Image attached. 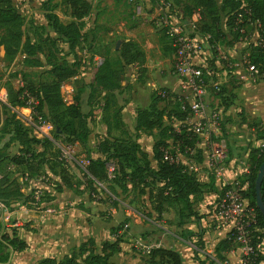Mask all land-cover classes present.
<instances>
[{"label": "trees", "instance_id": "trees-1", "mask_svg": "<svg viewBox=\"0 0 264 264\" xmlns=\"http://www.w3.org/2000/svg\"><path fill=\"white\" fill-rule=\"evenodd\" d=\"M50 1L52 0H47V2ZM61 2L68 8L70 20L61 21L44 5L46 28L54 34V37L47 34L44 39L40 37L39 42L33 43L24 33L25 17L15 0H0V46L3 48L4 56L10 59L18 54L24 55V64L42 67L43 63L37 57L45 55V64L48 67L45 72V81L38 85L27 83L16 91L12 106L27 108L26 102L33 99L37 103L36 112L41 114L43 110H46L51 115L48 122L55 128L52 138H36L30 134L17 118L16 113L8 106V97L7 103L0 105L5 110L3 131L5 130V133L10 135V141L19 147L14 154L0 155V165L5 163L3 170L8 174L16 170L20 173L17 178L0 174V203L9 211H13L8 202L26 198L20 191L21 187L28 180L45 175L43 166H47L49 172L58 176L59 181H54L53 184L54 192L61 193L64 188L72 186L70 174L64 168L58 167L59 170L56 172L57 164L52 165L48 159H44L43 153L34 155L32 152L35 147L43 148L46 145H54V141L60 140L63 144L71 146L78 144L82 148L86 159L82 175L91 201L101 202L95 199L98 195L95 190L96 183H108L111 186L108 192L114 198L118 195L115 188H118L120 194L135 192L138 196H146L151 212L157 217L156 220L161 218L165 205L173 204L179 206L177 213L180 222L189 218L199 220L202 216H199L195 203L201 199L205 185L197 179L194 171L178 162L176 156L178 153L198 152L197 145L200 143V138L190 131L187 125H184L187 115L179 109L176 94L173 95L165 89H160L159 93L152 94L147 108L135 111L134 131L150 136L156 132L150 157L156 163L154 168L151 166L149 155L137 142V135L133 138L123 133L125 138L122 139L109 137L110 132L122 128L123 123L118 113H115L111 119L106 115L108 109L106 101L101 117V121L106 126V133L95 146L96 157H92L87 146V139L90 135L89 119L92 113L82 112V94L87 92L86 104L88 106L97 96L106 98L108 93L118 88L120 82L128 79L130 73L127 68L131 65L141 66L145 57L130 41L123 42L118 50L115 49L112 52L104 48H94L92 51L91 46L96 38L91 34L92 31L88 32L84 29V18L92 12V0H61ZM215 6V0H193V5L185 6L181 14V19L190 23L192 15L199 13L200 20L195 23L194 31L202 37L209 36L207 41L210 46L218 42V31H220L218 17L213 11ZM221 10L226 12V26L238 38L239 34L235 28L237 19L243 20L242 26L248 25L247 19H249L250 22H257L264 28V0H221ZM80 42H87V49L94 52L95 57L103 60L100 66H93L89 82L77 78L78 64L76 62L69 63L64 59L59 61L53 52L45 53L43 49L46 44L54 48L57 43H60L74 55V50ZM248 53L255 63L260 61L259 49L250 47ZM206 69L213 71L214 66L209 64ZM70 80H74L77 90L72 97V102L67 105L63 101L60 89ZM215 96L224 109L229 106L226 101L232 96L224 88L220 87ZM167 101L176 103V111L171 113L172 111L166 110ZM159 103L166 105L160 109L157 107ZM171 117L180 122L181 127L175 128L166 124L165 121ZM257 139L263 140V143L249 148L248 171L230 186L248 201L249 207L253 208L256 215L257 230L252 233V244L257 251L256 257L251 259L250 264L264 262V252L260 250L264 242V219L256 208L254 191L256 175L264 161V127L257 128ZM165 151L170 159H164ZM109 165L113 167L111 175L108 174ZM244 184H246V189L242 190ZM225 190L226 188L223 189L222 195ZM110 195L106 196V200L116 206L118 203ZM260 195L264 204V177ZM120 228L118 227V230ZM114 232L112 231L111 235ZM0 242H4L14 251H23L27 248L26 243L18 237L15 229L3 233L0 236ZM121 242L118 237L113 242L104 241L96 245L92 239H88L60 259L44 258L37 264H115L113 257L121 252ZM233 244L235 243L232 231L218 244L216 252L227 250ZM201 249V245H196L192 250L193 262L195 264H215L208 258H201L203 256ZM219 259L222 260L221 257ZM5 260L6 258L0 257V262H5ZM144 262L146 264H181V259L172 250L154 248L147 254Z\"/></svg>", "mask_w": 264, "mask_h": 264}, {"label": "crops", "instance_id": "crops-1", "mask_svg": "<svg viewBox=\"0 0 264 264\" xmlns=\"http://www.w3.org/2000/svg\"><path fill=\"white\" fill-rule=\"evenodd\" d=\"M37 2L39 3L40 1ZM104 4L105 0H93L92 12L86 17L89 20V24L85 30H88V32L92 31L91 34L96 39H99V44L96 46H101L100 48L105 49L108 46V40L111 41L113 37L122 38L124 36V40L116 41L115 49L118 50L123 42L130 41L138 51L143 53L145 57L144 63L141 66H135L147 69L143 81L144 85L148 87L147 93L150 94V98L157 88L165 89L169 93L177 95L179 93V85L173 83L169 85L163 74L158 75L160 70L157 69L160 68L158 66H164L166 60L168 61L170 58H172L173 63V53H169L167 48L169 45H167L166 39L153 30L147 31L148 33L145 34L143 39L142 36L138 37L137 35L139 28H133L131 25H128V27L120 26L118 25L120 22L118 23L117 19H113L116 22L112 23L106 19L107 16H105L104 12L106 7ZM107 12L114 13V10L113 8L107 9ZM115 15L118 20H122L121 17H125L123 14L115 13ZM41 26L46 27V24L44 25L43 21H41ZM227 30L231 32V29L227 27H220V31H218L220 39L218 38V43L214 44L215 47H212L217 54H214L209 59V64L214 66V82L220 84L232 96V99H227L226 102L229 103V106L225 109L221 106L216 96H211V101L213 100L215 108L219 110L223 118L221 137L226 145V161L213 162L210 160L209 162V157L210 159L212 157L211 146L204 147L199 144L197 145L198 152H189L191 155L194 153L199 154L200 157L197 160H189L190 163L187 164L188 161H179L176 156V160L186 165L189 170L194 171L197 179L205 185L201 194L203 202L197 207L199 216L202 215V218L199 220L189 218L187 222L184 220L180 222L178 213L175 211L176 205L173 204L165 205V210L160 220L154 222L147 220L150 224L143 225L146 218L136 212H130L132 209L127 206L129 211L124 210L126 211L127 224L124 225L123 229L118 230L120 239L123 241L121 240V252L113 257L115 264H121L123 260L122 256L125 254L126 247L124 240L129 236L134 237L138 234H140L139 245L145 250L154 248L172 250L179 255L181 264H195L192 260V250L196 245L186 241L184 238V234L189 231L190 233L198 232L197 235L199 236L194 238L199 243L198 245L202 246L200 250L203 255L202 259L208 258L214 261L215 264H241V255L235 244L231 245L227 250L216 252L218 244L232 232V225L216 226L213 223L212 225L209 223V215L212 213V207L218 203L223 189H229L234 182L242 178L248 171L249 148L262 145V140L257 139V128L261 129L264 127V79L253 81L246 73L245 68L228 70L222 65L224 63L220 62L221 55H224L232 62H237L242 55L249 52L247 47H244L246 46L245 42L231 43L229 40L233 37L229 36ZM246 30H249V28ZM251 33H254V31ZM51 35L53 36L52 33ZM95 43L93 44L95 45ZM163 46L164 52L162 51ZM166 51H168V54H166ZM204 59L200 58L198 63L209 67L205 63L206 59ZM162 68L164 70L165 67ZM207 97H209V94ZM207 97L206 104L208 106ZM129 106L127 105L122 109L121 121L125 128L134 130L135 111L128 110L130 109ZM128 113L130 120L127 122L125 117ZM94 118L97 120L96 128L89 124L90 135L87 139V146L90 151H94L98 143L94 135H100L99 138L101 139L106 133V126L101 121L100 116L95 117L94 115ZM41 133L43 137L51 138L47 131ZM155 134L156 132H153V135ZM142 136L145 135L143 134ZM137 142L141 146L140 138H138ZM75 148H78L77 145ZM143 151L149 155L151 166L154 168L156 163L150 158L152 147L143 149ZM92 157L95 158L96 156L92 155ZM69 159L70 162L68 163L71 166L69 174L72 183L70 188H64L61 193L51 190L50 192L53 195L51 203L42 206V208L40 207L42 210L29 209L22 206L17 211H9L0 219V225L3 228L16 229L18 237L27 245V248L23 251H14L6 245L9 251H7L6 257H2L6 258L5 262H0V264H37L44 258L60 259L88 239H92L96 245H100L104 241L113 242L110 229L115 227L120 216H123L119 209V204L123 203L109 193L108 195L112 196L118 203L116 206H113L111 201L107 200L100 203L91 201L83 175H78L80 171L84 173L86 161L83 162L84 165L82 166L76 158L71 156ZM46 174L53 181H59L58 176L49 172V170L46 171ZM45 180L47 178L44 176L35 177L28 180L26 184L32 188L31 190L38 188L42 191L47 188L44 184ZM245 189L246 184L242 187V190ZM115 190L120 194L118 188H115ZM242 200L245 204H248L246 199L242 198ZM203 217H206V220ZM170 222L173 223V228L176 230L171 229ZM128 227H130V230L127 231ZM261 248L260 250L264 252L263 245ZM141 264L146 263L143 262ZM261 264H264V262Z\"/></svg>", "mask_w": 264, "mask_h": 264}, {"label": "rangeland", "instance_id": "rangeland-1", "mask_svg": "<svg viewBox=\"0 0 264 264\" xmlns=\"http://www.w3.org/2000/svg\"><path fill=\"white\" fill-rule=\"evenodd\" d=\"M37 1H40L39 3ZM93 1V0H92ZM17 5L19 6L20 12L25 17V26H24V33L27 35L30 40L33 43H37L41 39H44L47 34L51 35V32L46 27L44 28L41 26V21H43V24H46V20L44 18L45 15V8H47L48 11H51L55 13L59 19L63 22L69 21V10L68 8L61 2V0H52L50 2H47V0H15ZM216 6L214 8V13L218 17L219 23L218 26L224 28L227 27L225 24L226 20V12L221 10V0H215ZM169 3L171 5L170 9V23L173 25H186L189 26L184 20L181 19V14L185 10V6L193 5V0H144L142 3V14L143 17H133V14L131 12V7L128 5L126 0H105L104 6L105 8V16L107 20H110L112 23H115L116 21L113 19H117L118 25L123 27H128V25H131L133 28H139V33L137 34L138 37L142 36V38L147 34L149 30L155 31V33H158L161 37H164L167 42V48L169 53H173V49L169 44V40L167 39V28H165L163 25L160 24V18L161 13L164 10V5ZM45 5V8H44ZM113 12H107V9H112ZM111 11V10H110ZM115 13L121 15H125V17H121L122 20H118ZM145 16V18H144ZM127 17V18H126ZM109 21V22H110ZM89 24V20L87 18H84V29H87V25ZM109 24V23H108ZM117 26V25H116ZM192 27H188L189 32L193 31L191 29ZM228 28V27H227ZM230 37H233L231 40V43H239L242 42L239 40L237 36L233 32H229ZM53 34V33H52ZM52 36V35H51ZM159 36V38H160ZM54 37V34L53 36ZM119 38V39H118ZM229 38V37H228ZM124 36L112 38L111 41L108 40V46L105 48L108 51L115 50V43L116 41L124 40ZM144 39V38H143ZM220 39V37H219ZM95 45L92 44L91 50L94 51V48H100L96 45L99 44V39H96ZM218 43V42H217ZM243 43V42H242ZM43 45V44H42ZM87 42H80L77 47L74 50V55L69 53L66 46L61 45L60 43L56 44V47L51 48L48 44L43 46V49L45 53L47 51H51L54 53L55 57L60 61L62 59L66 60L69 63L76 62L78 64L77 69V78L82 79L84 82H89L91 78V71L93 68V59L95 57L94 52L89 51L87 49ZM146 45V44H144ZM166 45V44H165ZM148 46V45H147ZM243 47V46H241ZM247 47L248 51L249 48ZM162 49V47H161ZM164 52V46L163 50ZM168 51H166V54H168ZM214 54H217V52L212 49L211 47H205L204 49V55L201 56V58H205L207 63L209 65L210 63V57L214 56ZM163 56V55H162ZM165 56V55H164ZM41 62L43 63L42 67H34V66H28L24 64V55H16L13 58H6L4 56V51L2 46H0V88H3L5 92L7 93L8 97V106L12 109L13 112L16 113L17 118L20 119V121L23 123L25 128H27L30 132V134L36 138L43 139V135L41 132L45 133L48 132L49 136L52 138L55 133V128L48 122L50 120L51 115L46 111L43 110L41 114L37 113L35 108L37 103L31 99L26 102L27 108H18L15 106H12L13 100L15 99V93L22 87H24L27 83H32L34 85H38L45 81V72L48 70V67L45 64V55L44 56H38L37 57ZM204 59V60H205ZM208 59V60H207ZM160 69L158 71V75L163 74L166 79L168 80L169 85L170 84H177L179 85V81L176 77V75L173 73L172 70V58L166 60V63H164V66H158ZM162 67H165L164 70ZM117 69L119 67H116ZM128 71L130 73L128 79L123 80L119 83L118 88L106 95V98L104 96H97L91 100V104L88 106L86 104V98H87V92L85 91L82 94V100H81V109L83 113H92V116L89 119V124L93 125L94 128H96V119H93V116L95 117L100 116V119L102 117V109L104 107V103L108 104L107 114L108 117L111 119V117L114 116L115 113H118V115H121L122 109L130 105V109L136 111V109H144L147 108L151 102L150 94L147 93V88L144 84L143 78H145V73H147L146 68H138L135 65H131L128 68ZM219 87L221 85L219 84ZM161 88H157L154 90V93H159ZM76 87L74 84V80H70L66 82L60 89L61 96L63 98V101L68 105L72 102V97L76 93ZM209 97L208 98V106L207 110L209 112L212 111H218V109L215 108V103L213 100L211 101V96H215V94L212 91V88H207ZM168 103L166 106L167 111H176V103H172L171 101H167ZM165 103H159L158 108L163 109L166 105ZM211 105V106H210ZM5 110L3 107H0V155L4 154H14L18 151L19 147L17 144L12 143L10 141V135L5 133V130L3 131V117H4ZM135 114V113H134ZM44 118H43V117ZM127 122L130 120L129 113L125 117ZM121 119V118H120ZM166 124L172 125L175 128L181 127L180 122H178L174 117L169 118V120L165 121ZM193 123V119L189 121H185L184 125H190ZM121 129V130H120ZM116 131H111L109 134V137L112 139H122L125 138L123 133H126L128 136L131 135L133 138L135 135L138 136V138L141 139V148L149 149L152 147V144L155 140V135L144 134V133H136L134 130H129V128H125V125L123 124L122 128ZM145 136H142V135ZM103 135L102 137H104ZM100 135L95 134L94 138L96 140H100ZM205 137L202 136L201 141L199 145H202L204 147H207V141H205ZM215 138L213 137L212 141ZM54 145H46L45 147H35L32 152L34 155L43 153L44 159H48L49 162L52 163V165L57 164L56 172L59 170V168H64L68 173L69 170L71 171V166L68 162H70V157H74L79 161V163L83 166V162L86 161L85 155L83 153L82 148L78 145H66L60 142V140L54 141ZM203 143V144H202ZM263 143V140H262ZM77 145L78 148H75ZM216 147V146H214ZM93 156H96L95 148L94 151H91ZM199 154L194 153L191 155L189 152L186 153H178L177 159L183 161H188L187 164H189V160H197L199 158ZM210 158V157H209ZM227 158V150H224V157L222 158V162H225ZM208 159V158H207ZM209 161V159H208ZM220 161V162H221ZM48 162V163H49ZM5 163L0 165V174L1 176L8 175V177H19L20 173L19 171L10 172L9 174L6 173L3 170V166ZM49 166V164H48ZM59 167V168H58ZM45 175H43L47 180L44 181L45 190H39L38 188H35L31 190L30 186L27 184H24V186L21 187L20 191L22 195H24L26 198H22L21 200L17 201H9L10 207H12L13 211H17L19 207H26L29 209H41L42 206L48 205L51 203V200L53 198V195L51 194V190L53 189L54 181L48 177V174H46L47 166L42 167ZM82 171L79 172V176H81ZM71 177V176H70ZM52 183V184H51ZM27 185V186H25ZM111 186L101 183H96L95 190L97 191L98 195L95 196L96 200L104 201L106 200V196L108 195V188ZM34 191V193L32 192ZM107 191V192H106ZM39 192V193H38ZM36 193V194H35ZM222 197V196H221ZM220 197V198H221ZM117 198L123 203L119 204V209L121 210V213L123 216H120V219L118 220V223L115 224V227L110 229V235L112 231H115L113 235V241L115 238H120V233L118 232V227H121L120 229H123L124 225L127 224V218H126V211H129L127 209V206L131 208L130 212H136L143 217L146 218V221L143 222V225L150 224L147 220L150 221H156V215L151 212V208L149 205V202L147 200V197L145 196H138L135 192H130L127 194H118ZM37 203H34V202ZM24 202V203H23ZM203 202L202 199H200L197 203H195V206L198 207L199 204ZM41 207V208H40ZM117 208V207H116ZM179 206H175V211H177ZM214 206L212 207V209ZM118 209V208H117ZM42 210V209H41ZM126 210V211H124ZM40 211V210H39ZM152 213V214H151ZM45 214V213H44ZM107 214V212H106ZM202 216V215H201ZM210 216V215H209ZM204 218V217H203ZM125 219V220H124ZM160 220V219H159ZM206 220V217L204 218ZM187 222V219L184 220ZM171 223L173 228V223ZM211 223V222H209ZM212 224V223H211ZM213 225V224H212ZM217 226V225H216ZM10 228H3L0 226V236L3 233H8ZM16 230V229H15ZM130 230V227L127 228V231ZM176 230V229H174ZM17 232V231H16ZM147 234V233H146ZM198 232H186L184 235V238L186 241L192 242V244L198 245L196 235ZM140 234L136 236H129L125 241L126 247H125V254L122 256L123 260L121 261V264H141L144 262V259L146 258L147 254H144L145 249L139 245V237ZM130 239V241H129ZM122 240V239H121ZM123 241V240H122ZM4 243V242H3ZM0 242V256L6 257L7 251H9L7 244H3ZM122 243V242H121ZM264 246V244H262ZM199 246V245H198ZM262 249V248H261ZM6 255V256H5ZM130 257V258H129ZM118 264V263H117Z\"/></svg>", "mask_w": 264, "mask_h": 264}, {"label": "built area", "instance_id": "built-area-1", "mask_svg": "<svg viewBox=\"0 0 264 264\" xmlns=\"http://www.w3.org/2000/svg\"><path fill=\"white\" fill-rule=\"evenodd\" d=\"M126 2L131 7L133 17H143L142 3L144 0H126ZM170 9L169 3L164 5L160 24L167 28L166 35L173 49L172 70L179 81L177 103L179 109L187 115L185 121L193 119V123L187 125L189 130L197 134L200 141L202 136L205 137V141L208 142L206 145L211 146L212 157L209 158V162L210 160L219 162L224 157V150L226 149L221 137L223 118L220 112L207 110L206 97L208 95L207 88H212L211 92L215 94L220 87L218 83L214 82L215 73L198 63L201 56L204 55L205 47L212 48L215 45H209L207 41L209 36L202 37L195 33L194 25L200 20L199 13L192 15L190 23H187L189 26L173 25L169 21ZM242 24L243 20H236L235 28L239 34V40L245 42L248 48L259 49L260 61L255 63L250 54L245 53L237 62H232L221 55L220 62H223L222 65L228 70L245 68L246 73L253 81L264 79V28L257 22H250L249 19H247L248 25L242 26ZM190 26L193 30L191 32L188 30ZM247 28L249 30H246ZM251 29L254 33H251ZM102 62L100 57L93 59L95 67L100 66ZM6 103L7 93L3 88H0V105ZM213 137L215 138L214 143H212ZM164 159H170L167 151L164 152ZM112 171L113 167L109 165L108 174L111 175ZM8 212L9 210L0 203V219ZM210 222L217 226L232 225L234 243L240 252L241 264H250L251 259L256 257L257 251L252 244V233L257 230L256 215L253 208L244 203L236 189L230 187L224 192L212 209ZM149 252L150 249H147L144 254H149Z\"/></svg>", "mask_w": 264, "mask_h": 264}, {"label": "water", "instance_id": "water-1", "mask_svg": "<svg viewBox=\"0 0 264 264\" xmlns=\"http://www.w3.org/2000/svg\"><path fill=\"white\" fill-rule=\"evenodd\" d=\"M263 177H264V161L258 169L256 179L254 182L256 208L258 209L262 218L264 219V204L262 202L261 195H260V188H261Z\"/></svg>", "mask_w": 264, "mask_h": 264}]
</instances>
